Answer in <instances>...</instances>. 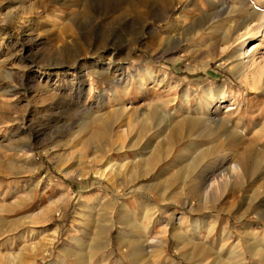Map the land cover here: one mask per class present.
Returning <instances> with one entry per match:
<instances>
[{"label": "rangeland", "instance_id": "obj_1", "mask_svg": "<svg viewBox=\"0 0 264 264\" xmlns=\"http://www.w3.org/2000/svg\"><path fill=\"white\" fill-rule=\"evenodd\" d=\"M261 12L264 0H0V264H19L12 255L22 264H83L88 256L104 264L89 244L75 258L66 251L90 233L107 239V254L121 264H143L127 254L153 238L147 250L161 264H264L250 252L264 243V26L253 28L260 32L245 44L241 68L221 43L224 29L241 33ZM76 59L93 69L80 95L71 89L81 81ZM198 112L230 122H201L203 138L168 146L166 170L126 175L125 165ZM99 118L113 125L97 133ZM210 149L202 165L217 172L250 152V185L229 183L201 200L189 180L174 181L187 155ZM109 165L118 171L96 172ZM114 201L108 223L102 206Z\"/></svg>", "mask_w": 264, "mask_h": 264}, {"label": "bare ground", "instance_id": "obj_2", "mask_svg": "<svg viewBox=\"0 0 264 264\" xmlns=\"http://www.w3.org/2000/svg\"><path fill=\"white\" fill-rule=\"evenodd\" d=\"M140 2H143V0H140ZM251 23H253V25L250 27V24ZM262 25L264 26V14H262V12H261V13H258V14L257 13L254 14V16H252L250 19H248V21L246 20V22L241 25V27L239 29L245 28V29H243L244 31H242L241 33L234 34L235 32L231 30V27L230 26H228L226 29H224V32L221 34L222 35V38H221L222 42L221 43H222V46H223V51H226L228 53L226 55L227 56L226 58H227V60H229V63L232 64V68L233 69H236L238 67L241 68L240 65H242L241 61H242V57H243L244 49H245L244 46L248 42V39L255 38L256 35L260 32V30H258V32L254 31L253 28H256V27L259 28V26H262ZM263 29H264V27H263ZM261 35L264 37V33L263 32H262ZM256 38H258V37H256ZM77 60L79 61V59H76L74 61V63H77L78 65H76L77 68H73V69H75L73 75L75 77H77V78L79 77L81 81H80L79 84H77L75 82H71V79H70V82H71V89L72 90H74V86L75 85H78L76 87V90H74V91H75L76 94L80 95L82 93V91H83V88L86 86V84H88V81L90 80V78L88 79L89 73H92L93 72V69H91L90 68V65H87L86 63H82V64L79 65V62ZM124 69H127V67L125 65H123L122 67L119 68V70H124ZM94 73L95 74H93V77H98L97 79H104V80L106 79V80L110 81L111 84H114L115 86L118 85L119 83L122 84V81L121 80L114 79V78L113 79L112 78H107L106 77L107 74H105L104 72H96L95 71ZM250 74H252V73H250ZM90 77L92 78V75ZM243 77H246V75L243 76ZM92 80H93V78H92ZM125 83H127V82H125ZM67 84H69V83H67ZM218 96H219L220 99L221 98H224L223 97L224 95L222 94V92ZM102 97L104 99H106L107 94L104 96L103 94L100 93V97L99 98L101 99ZM219 98H217V99H219ZM110 99H111V96L109 97V100ZM101 101H103V100H101ZM201 113L199 114V112H198V114L200 115V117H196V116L189 117L188 116L187 118H185V119H183L181 121L175 120V121H177L176 124L174 123L175 126L170 130L171 132L169 133V135L167 137H164L163 141L158 146H156L155 151L154 150L149 151V152H151V154L149 156H144L143 155V152H141V154L139 153V155L136 156L135 159L132 160L128 164L129 166L128 165H125L126 175L133 176L134 178L139 179V178H142L143 176H148V175H150L152 173L154 174V172H159L161 170H166V167L163 166L162 163L168 157V156L166 157V155L168 154V152H167L168 146H174L176 144L179 145V144H181L180 142H182V141H184L186 139H193V138H199V137H201V134L198 133V131H199L198 129H199V126H200V123L201 122H203L206 125H209L211 123V124H213V125H215L217 127L224 126V125H226V123H229L230 122V119L228 117L215 116V115H212V114H208V112H205L202 115H201ZM113 114H115V113H113ZM142 114H144V113L142 112ZM140 115H138V117ZM113 116H115V115H113ZM117 116H118V114H117ZM144 116H145L144 117V119H145L146 118V115H144ZM162 117L164 119H168L169 121L172 120V118H174V117H172V114H170L169 116L162 115ZM163 118H160L161 121H164ZM142 119H143V117H142ZM98 121L100 122V125L98 126L99 129L98 130H95V131H97V133L99 131L105 130L106 128H111V126L113 125V121L112 120L111 121H107V120L105 121L104 119L99 118ZM94 122H96V121H94ZM92 123L93 122H91V121L86 122L85 124H83V127L84 128H87ZM169 126H170L169 123H167L166 127L164 126V130L168 129ZM241 131L244 132L243 130H241ZM206 132H207V130H206ZM201 138H203V137H201ZM104 142H106L105 139L100 140L98 142V148L104 150V148H103ZM194 144H195L194 141H192L188 145V148L189 149H193L194 148ZM135 146H137V145L134 144V143H132V142H131V145L129 144V148L130 149L131 148H135ZM151 147L152 146H150V148ZM123 148H124V146H121V147L117 148V150H120V149H123ZM146 149H147V146L143 147L142 150L143 151L144 150L146 151ZM170 150H171V148H170ZM251 150H254V149H251ZM144 154H146V153H144ZM212 154H214V150L210 149V150H204V151L199 150V152L196 155H193V156L191 155V157H188V155H187V159L185 160V163L184 164H179V165H181V166H179L180 167V171L178 170L179 171V174L176 175V179H174V181L176 182V181L180 180L181 178H183L182 184L185 183V185H186L187 184L186 181L189 180L190 181V183H189V187L190 188L189 187L188 188L191 189L192 192H194V191L198 192L199 190L203 192V197L201 198V200L204 199L207 196V194L209 193V191H211V189H212V191L214 189L215 190H217V189H223V188L227 187L229 183L235 184L234 186H239L240 188L243 187V186H245L246 183H247V185H250L249 184V181L247 179V177H249L248 172L251 171L252 168H253L250 165V162L248 163V161H247L248 158H251L250 156L252 154L250 152L244 157V159H242L243 156L240 155L242 157H241V159L240 158L237 159V161H235V160L234 161H230L229 158H228V160L230 162H228L226 164L224 163L225 161L224 162L222 161L220 163L221 169H220L219 172H217L214 169L213 170L210 169V171H208L209 167L207 165H202L203 162H204V160L205 159L207 160L208 157H210ZM241 154H242V152H241ZM260 155H262V154H260ZM182 162H184V161H182ZM251 162H252V160H251ZM216 165H218V164H216ZM113 166L114 165H109V167L107 168V171L99 168V169L96 170V172L98 174L103 175L104 177H107L108 176V170L111 169L113 171L112 173H115V172L118 171ZM164 173L167 174V172H164ZM256 173H254V174H256ZM254 174H253V176H254ZM250 180H252V179H250ZM209 181H211V183ZM208 182H209V184H207ZM171 183H173V182L171 181ZM204 184L205 185L206 184L208 185L207 188L204 187ZM168 185H169V183L167 185H165V184L162 185V187L163 188H168L169 187ZM163 188L160 189V190H164ZM186 188H187V186H186ZM138 189L153 193V191L155 189H157V188L154 185L153 186L152 185H142ZM187 191H188V189H187ZM189 193H191V192H189ZM155 194H156V192H155ZM193 194H195V193H193ZM209 198H211V197H209ZM102 208H103V210L105 212H107L109 209L111 210V211H109L110 212V215L109 216H106L105 219H106V222H108V223L111 222L112 223L113 222L112 221V219H113L112 217H113V214L115 213V209H116V201H114L112 203H108V205H104V206H102ZM121 209H122V207H121ZM122 211L124 212V209L121 210V212H120V215H119L120 219L123 216V212ZM86 225H88V224H86ZM103 228H104L103 231L104 232H107L106 226H104ZM87 237H88L89 240L82 239L78 235H76L75 238L72 239L74 241V243H75V246L72 247V248L71 247L70 248H67V250H66L68 252V254L71 253L70 255H74V258H75V256L77 257L79 255V253H76V251H78V248H76V247H82L85 244L86 245L89 244V246L91 247V249L93 248L95 252L101 253V255L103 256V260L105 261L104 264H121V263H119L117 261H114L107 254L108 253V251L106 250L107 249L106 248V243H107L106 240L107 239L103 238L104 240H100L99 239V236L96 233L87 234ZM144 242L142 241L141 244H140V246L138 248H135L134 251H131V252H129L127 254L128 255V259L132 260V259H134L135 256H143L142 257V261H144L143 264H161V258H159V255H157L155 253H152L151 254V253H149L150 250H147V247L149 248V246H151V247L156 246L155 244L157 243V240L155 238H153L150 242H148L146 244H143ZM156 250H158V249H156ZM159 250H162V249H159ZM154 251H155V249H154ZM250 252H252L253 255H258L256 257L261 256L263 258V260H264V243L261 244V245H258V247L254 246V245L250 246ZM187 258L190 259L189 256ZM9 260L10 261H13L14 260V261H17L18 263L19 262L21 263V260H20V258H18L17 255L10 256L9 257ZM260 262H261V260H260ZM93 263H94V257L88 256V258L86 260H84V263L83 264H93ZM196 263H198V261ZM200 264H201V262H200ZM212 264H223V263H222V260L217 257L216 259L213 260V263ZM253 264H255V263L253 262Z\"/></svg>", "mask_w": 264, "mask_h": 264}]
</instances>
